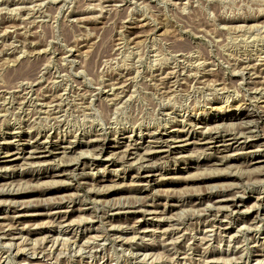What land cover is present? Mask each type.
<instances>
[{"label":"rangeland","instance_id":"374dc122","mask_svg":"<svg viewBox=\"0 0 264 264\" xmlns=\"http://www.w3.org/2000/svg\"><path fill=\"white\" fill-rule=\"evenodd\" d=\"M263 115L264 0H0V264H264Z\"/></svg>","mask_w":264,"mask_h":264},{"label":"bare ground","instance_id":"6f19581e","mask_svg":"<svg viewBox=\"0 0 264 264\" xmlns=\"http://www.w3.org/2000/svg\"><path fill=\"white\" fill-rule=\"evenodd\" d=\"M25 1V0H24ZM20 17V16H19ZM3 22V21H2ZM28 22V21H27ZM3 34V33H2ZM254 63V62H253ZM37 71V70H36ZM261 82V81H260ZM252 84V83H251ZM18 86V85H17ZM159 87V86H158ZM105 98V97H104ZM52 99V98H51ZM259 112H260V110L257 112H254V113H245V114H243L242 115V119H251V118H254V119H256V120H260V115H259ZM261 113V112H260ZM262 114V113H261ZM264 116V115H263ZM246 121V120H245ZM253 122H255L254 120H252ZM249 122V121H248ZM248 122H244V123H242V125L240 124V129H239V131H238V134H231V135H229V138H230V140H236L238 137H243V136H245L247 133H249V128H250V126H249V124H251V121H250V123H248ZM251 137V136H250ZM163 138H168V136L166 137H162V144L163 143H165L166 142V140H163ZM225 138V137H224ZM218 139H219V137L217 136V135H212L211 133H208V134H206V133H202V134H200L199 135V140L198 141H201V142H204V144H207V145H211V144H215V143H217V141H218ZM245 139H247L248 140V137H245ZM244 139V140H245ZM222 140V139H221ZM229 140V141H230ZM226 141H228V140H226ZM93 142V141H92ZM166 144V143H165ZM194 144V143H193ZM193 144H191V145H193ZM188 145V144H187ZM42 146V145H41ZM104 146H105V143H101L100 144V146H99V150H98V155L99 154H102L103 152H104ZM131 147L133 146V145H130ZM243 146V145H242ZM246 147V145L245 146H243V147H241L242 149L243 148H245ZM119 148V147H118ZM118 148H117V150H118ZM206 148V147H205ZM216 149H219V148H216ZM131 149H129V148H127L126 150H124L122 153H124V154H131ZM178 153V151L177 150H168V151H166L165 152V154H166V156L168 157V156H170L171 154H174V155H176ZM221 188V187H220ZM220 202V201H219ZM211 205V204H210ZM234 206H237V204H235V201H234V204H233ZM210 209H211V207H210ZM208 210V209H207ZM167 233V232H166ZM136 234V233H135ZM177 235V234H176ZM165 236V235H164ZM178 236V235H177ZM180 237V236H179ZM135 238H133V240H134ZM171 239V238H170ZM165 242V241H164ZM168 242V241H167ZM175 242V241H174ZM128 245V244H127ZM126 246V245H125ZM161 246V245H160ZM91 250V249H90ZM110 251V250H109ZM130 251H132V253H133V251H141V248L139 247V246H136V248H134V249H130ZM36 253V252H35ZM137 254V253H136ZM136 258V257H135ZM141 258V257H140ZM144 258H145V256H144ZM152 258V257H151ZM213 258V257H212ZM212 258H210V259H212ZM150 259V258H149ZM146 261V260H145ZM150 261H151V259H150ZM222 262V261H221ZM108 263V262H107ZM212 263H214V264H219V260H218V262L217 261H215V262H212ZM146 264H147V262H146ZM222 264V263H221Z\"/></svg>","mask_w":264,"mask_h":264}]
</instances>
